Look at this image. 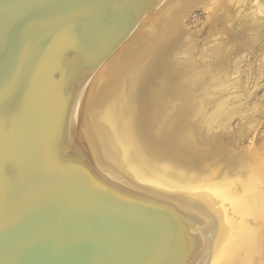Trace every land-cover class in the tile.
Listing matches in <instances>:
<instances>
[{"label":"water","instance_id":"obj_1","mask_svg":"<svg viewBox=\"0 0 264 264\" xmlns=\"http://www.w3.org/2000/svg\"><path fill=\"white\" fill-rule=\"evenodd\" d=\"M166 1L0 0V264L209 254L207 206L113 161L88 111L101 68Z\"/></svg>","mask_w":264,"mask_h":264},{"label":"bare ground","instance_id":"obj_2","mask_svg":"<svg viewBox=\"0 0 264 264\" xmlns=\"http://www.w3.org/2000/svg\"><path fill=\"white\" fill-rule=\"evenodd\" d=\"M196 3L168 0L152 11L99 71L88 111L102 141L114 147L109 149L113 161L119 162L120 156L143 182L183 192L189 200L186 204L201 201L207 206L217 230L207 228L212 249L200 264H234L238 260L237 264H247L249 255L264 245V199L256 192L257 182L249 181L245 187V181L231 175L251 169L260 180L250 166L262 163L263 151L258 152L260 157L255 152L245 157L241 151L221 147L219 134L238 109H230L220 120L208 110L227 91L226 76L239 70L247 50L264 40V0L257 6L251 0H230L231 9L236 5L235 12L224 17L231 21L207 37L202 48L183 27ZM243 46L246 50L235 55ZM220 103L217 111L228 100ZM216 172H223V183L199 182H208ZM223 240L222 245L231 240L230 246L220 247ZM239 240L241 248L247 247L241 252Z\"/></svg>","mask_w":264,"mask_h":264},{"label":"rangeland","instance_id":"obj_3","mask_svg":"<svg viewBox=\"0 0 264 264\" xmlns=\"http://www.w3.org/2000/svg\"><path fill=\"white\" fill-rule=\"evenodd\" d=\"M167 1L165 3H167ZM261 1L262 0L260 1L251 0L252 4L253 3L254 5L256 4L255 6H257L258 5L257 3L258 2L260 3ZM196 2L198 4L196 3L197 4L196 6H193L191 9H189L188 15L184 19L183 27H185L188 31L193 33L194 37L199 41L198 46L202 48L203 46H205L204 40L207 37H210L211 35H213L214 32H218L221 29H224L226 27L227 22L231 21L229 17L227 19V17H224V15L226 14L228 15L229 13L233 11L235 12V10L233 9H235L236 5H233L231 9L230 0H209V1L199 0V2L198 0H196ZM220 6L222 7L220 8ZM223 7L224 9H222ZM226 8L227 10H225ZM220 12H222V14ZM221 15L223 17H221ZM216 16H218V18ZM129 39L126 41V43L129 41ZM245 50H246V47L244 46L242 48H238L235 51V55H237L238 53H242ZM250 50H247L248 52L246 56L243 58V63L240 65V69L237 71L233 69L230 71L231 74L229 73V76L228 75L226 76L225 87H228V89L227 91L224 90L225 92L223 91V94L216 98V101H215L216 106H212L208 110V113L209 114H213V112L216 113L217 120H220L223 117L222 115L228 113L230 109H234V110L238 109V111L235 114H233V116L228 117L230 120L227 118L228 126L226 125L224 130H222L219 134V143L221 147H223L224 149L233 148L234 149L233 151L235 150L241 151L245 155V157L249 154V152L258 153L260 151H263L262 152L263 155H261V157L263 158L264 156V150H263L264 149V105H263L264 104V40L255 44L254 48ZM229 87L233 90H230ZM226 100H228V103H226L227 105L226 104L225 105L228 108L224 107L221 111H217L218 110L217 106L221 104L220 102H224ZM242 134H243V138H242ZM223 148H221V150ZM259 154L260 153H258V155ZM263 160L264 159L261 160L262 163H259L257 161L255 164L250 166L256 172V174L260 177V180L256 179V177H254L251 174V171H250L251 169L250 170L240 169L238 172L237 171L236 173L234 172L235 174L231 176L234 177V178L232 177L233 179L239 178L241 181L243 182L245 181L244 182L245 187L247 185H250L248 183L249 181L253 180L257 182L255 186V188L257 187L256 192L258 195L263 196V199H264V176H263L264 175V161ZM207 162L209 163V161H206V164H208ZM260 164H262L263 166ZM153 168H155L154 165H153ZM212 172L213 171H211V173ZM213 173H215V171ZM222 176H223V172H220L216 175H213L212 176L213 178L208 180V182L201 181V180L199 182H203L205 184L217 183V182L223 183L225 180L224 178H222ZM172 177H175V176L173 175ZM241 189L243 191L242 186H241ZM248 234L249 232L245 233L244 236ZM228 236L230 235L227 233V237ZM240 241L241 240L238 241L237 247H240L239 246ZM225 242L226 244L222 245L224 244V240H223V242L220 244V247H226V245L228 247L230 246V244H227L229 243L227 240H225ZM242 248L244 250L245 248L247 249V247H242ZM242 248L240 247V252L244 251ZM260 248L261 249L258 251V253L252 252L249 255L248 259L245 260L247 264H264V245H262ZM239 261L240 260L236 261L234 264H237Z\"/></svg>","mask_w":264,"mask_h":264}]
</instances>
